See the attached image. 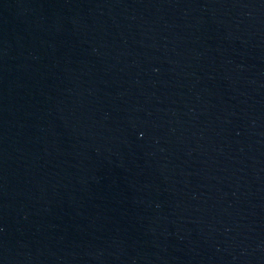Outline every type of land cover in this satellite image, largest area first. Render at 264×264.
I'll list each match as a JSON object with an SVG mask.
<instances>
[{"label": "water", "instance_id": "1", "mask_svg": "<svg viewBox=\"0 0 264 264\" xmlns=\"http://www.w3.org/2000/svg\"><path fill=\"white\" fill-rule=\"evenodd\" d=\"M0 264H264V0H0Z\"/></svg>", "mask_w": 264, "mask_h": 264}]
</instances>
